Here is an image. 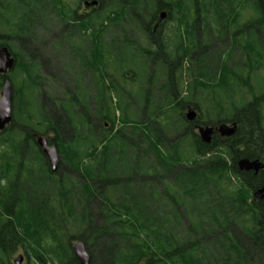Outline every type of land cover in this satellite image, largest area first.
Returning a JSON list of instances; mask_svg holds the SVG:
<instances>
[{"label": "trees", "instance_id": "1", "mask_svg": "<svg viewBox=\"0 0 264 264\" xmlns=\"http://www.w3.org/2000/svg\"><path fill=\"white\" fill-rule=\"evenodd\" d=\"M98 1L89 14H80L68 0H0V48L16 55L22 74L20 83L13 81L19 97L13 105L27 114L49 88L50 100L57 111H65L73 132L65 140L60 119L54 122L43 103L36 124L32 115L14 113L0 131V264H10L18 246L30 262L37 253L39 264H80L73 249L77 241L85 243L91 264H264V199L254 197L264 186V169L255 175L238 163L246 157L264 163V120L257 100L233 118L223 115L228 113L219 102L216 115L207 114L209 121L190 122L184 113L214 96L217 87L229 96L235 85L250 88L223 58L214 78L204 47L215 34L224 43L250 5L264 14V0ZM69 22L73 28L54 43L65 49L62 71L45 77V65L30 60L34 54L39 59V51L32 49L28 56L22 47L43 41L40 26ZM155 25L162 34L156 50L145 29ZM250 41L253 45L244 46L234 36L222 54L230 56L242 43L239 51L242 59L248 55L251 76L264 65V53ZM43 47L54 50L51 42ZM114 62L117 71L111 69ZM129 83L140 86L138 93ZM157 91L165 93L162 102L153 96ZM139 101L142 109L136 107ZM175 113H181L182 137L190 142L188 156L179 150L182 139L165 143L162 122L167 119L171 126ZM234 121L237 131L224 141L216 136L207 144L194 131L200 124ZM52 131L56 137L49 143L57 146L67 171L61 163L53 173L36 143L35 133ZM32 145L35 154L28 149ZM93 199L100 201V215L90 206Z\"/></svg>", "mask_w": 264, "mask_h": 264}, {"label": "rangeland", "instance_id": "2", "mask_svg": "<svg viewBox=\"0 0 264 264\" xmlns=\"http://www.w3.org/2000/svg\"><path fill=\"white\" fill-rule=\"evenodd\" d=\"M78 2H79V0H68V3L70 4L71 7H73V6L76 7L78 5ZM13 4L14 3H12V5ZM7 8H9V6ZM259 18H264V14L260 15L257 12H254L251 9V5H250V7H248V9L243 13L241 19L239 20V24H241V26H237V27L233 28L232 30L228 31V33L225 37L226 39H225L224 43H221V42L218 43L216 41L218 36H217V34H215L214 41L211 42V45H212L211 48L212 49H210L207 52V56H209V59H210L209 63L214 68V78H217L218 70H219V69H216V67H218L217 60H219V59L221 60L223 58V59H225L226 65L229 68H234V70L236 71V74L239 77H242L244 79L249 80L248 84H249L250 88H246V86H242L240 84L239 85L242 86V88L239 85H235L233 90H232V93H231L233 95L229 96L228 94L221 92L222 90H220L217 87V91H216V94L214 96H211V95L207 96V98L202 100L200 102L201 104L198 105L197 110H198L200 117H201L199 121H201V122L209 121V118L206 117L207 114H209V112H210L211 114L214 113L213 115H216L215 112L219 109V105L222 107H225L224 110L228 113V114H223V115H227L228 117L233 118L240 111L241 108H243L247 104L248 105L253 104L256 100H258V102L256 104L259 106L260 115H262V118L264 120V65H260L259 68L254 70L253 75L250 76L248 74L249 70H248V65H247V63H248L247 56L248 55L246 54V57L245 58L243 57L244 59H242V56H244L245 54L243 51H239L243 46L238 44V43L235 44V48H237V50L232 51V54L230 56L228 55L229 52L227 54H222L224 51H228L230 49L229 44H231L230 41L234 39L233 38L234 36H236L237 40L240 39L239 37H241V36H246V37H244V41H245L243 43L244 46H250L249 43L252 44L250 40H252V42L255 44L259 41L263 42V44H264V33H261L260 36H257L256 32L254 31L257 28H260L261 31H264V20L261 22V20ZM258 20H260V21H258ZM258 22H260V24H258ZM61 26H63V25H59L58 23H56L55 25H52L51 27H47V28H45V27L40 28L41 27L40 26L39 29L41 31H40L39 36H43L42 40L43 41L47 40V42H48L49 39L51 40V36H52L51 31H54L55 27L58 28ZM214 31H215V29L213 30V33H214ZM240 32H242V33L240 34ZM111 35L114 36L113 33ZM111 35H108V36H111ZM247 37H248V39H247ZM63 50H65V49H63ZM154 50H156V47L154 48ZM259 50H262V52L264 53V46L259 48ZM45 52H46V54L51 53L49 51V48ZM227 55L229 56L228 58H227ZM33 56L36 57L37 55L34 54ZM252 58H255V56H252ZM190 60H189V63H190ZM190 68H191V66H190ZM111 69L113 71L118 70L115 62L113 64V66L111 67ZM61 71H62V64L59 63V65L53 64L51 66L46 64L41 72H42V74H44L45 77H47V74H49V73H52V74L57 73L58 75H60ZM127 74L131 75V73H127ZM9 75L13 78L10 80L12 82V84H13V81H19L18 83H20L22 74L20 73L19 70H16V67L12 71L9 72ZM13 87H14V91H13V103H14V100L18 99L19 97L17 95L18 94L17 90H15L14 84H13ZM128 87L131 89V91H134L136 93H138V91L140 89V86H134L132 83H129ZM145 87H147V85H143V88H145ZM45 91L46 92H44V89H43L40 92V95H38V98L35 99L36 100L35 103H37V104L32 105L29 109L30 111H28L27 114L25 111L23 113L22 108L18 107V105L16 107V104L13 105V114L14 113H18V114L20 113L21 115H23V117H24V115H27V116L32 115L33 116L32 119L34 120V121H32V123L36 124L37 122L40 121L39 113L42 114V112H43L42 110H40L41 109L40 105H41V103H43L46 105L47 109L49 110V112L51 114V118L54 120V122H56V121L58 122V120L60 119L59 120L60 122H58V125H59L60 133L63 136V138L65 140L71 139L73 137V132L70 130V128L68 126H66L67 125L66 124L67 117H66L65 111H63L59 107L57 108V109H59L57 111L55 109V105L53 104L52 100H50L51 98H54L51 95V90L49 88H47ZM185 94H186V92H183V96L181 98H183ZM135 95H133V96H135ZM153 96H155V98L159 102H162V99L164 98L165 93L157 91L155 93V95L153 94ZM214 97L216 98V100H214ZM0 98H1V92H0ZM141 101L138 102V105H136V107L138 106V108H139V106H141V109H142L144 106H143V103ZM216 102H219V105ZM33 103H34V99H33ZM38 109L40 110L39 113H38ZM178 110H179V108H177V107L173 109V111H178ZM194 110H196L195 107H194ZM53 111H55L56 113ZM185 112H187V111L185 110L184 113ZM142 113L139 116V120H144V116ZM179 114H181V113H175V115L173 116L171 126H168V124L165 123V121L167 122V119H165V121H163L162 123L164 124L163 128L166 130L165 134H166L167 138L165 140V143L167 146H170L171 144L175 143L179 139H182L184 141L183 146L181 148H179V150L181 151V153L184 157V156H188L190 154V142H189L188 137H186L187 135L185 137H182L183 129H181V127L179 126V122H178L179 118H180ZM91 117H93V125L95 127H98V119L94 117V114H91ZM19 121H20V118H19ZM226 123H231V122H226ZM208 124H211V123H208ZM208 124H206V125H208ZM196 125H198V124H196ZM214 125H216V124H214ZM262 126H264V122L262 123ZM16 127H18V129H20L21 125L18 126L16 124ZM21 129H23V131H24V128H21ZM39 129L42 132L44 131V128H39ZM194 131L198 132L197 128H195ZM53 132L54 131L46 132L44 137H46L48 139L55 138L56 134ZM34 135H36V133ZM28 149H29L30 153H32V154H35L37 151V148H34L33 145H32V148L29 146ZM141 149H142V147L138 148V154L139 155L141 154ZM60 158H61V163H62V161H64V159L61 155H60ZM45 162H47L46 158H45ZM63 164L64 163H62V166H63L62 171L64 172L67 170L65 168V165H63ZM59 169H61V164H60ZM90 206H91V208L96 209V211H97L96 216H97V213H98V210L100 207L99 199H93ZM95 221L97 223H99L100 219L96 217ZM34 248L35 247L30 245V249H34ZM35 251H37V250H35ZM21 254L25 256L21 264H39L40 263V261L38 260V257H37V253H35V256H32L31 262H30L29 257L27 256L26 250L24 248H22L21 246H18L16 248V251L12 252V254L10 253V255H9L10 264H14V261Z\"/></svg>", "mask_w": 264, "mask_h": 264}, {"label": "water", "instance_id": "3", "mask_svg": "<svg viewBox=\"0 0 264 264\" xmlns=\"http://www.w3.org/2000/svg\"><path fill=\"white\" fill-rule=\"evenodd\" d=\"M98 0H92L86 2V6L98 5ZM166 13H162L161 17L165 18ZM16 66V59L12 56L10 49L6 46L0 48V75L4 77L3 87L1 90L0 98V131H3L13 121V91L14 87L12 82L8 79L7 75ZM187 118L189 121L196 119V111L193 108H189L187 112ZM218 132L221 137H232L237 131V123L232 124L222 123L216 129L214 125L200 126L198 134L201 140L210 144L213 140L214 133ZM36 142L42 149L46 156L47 162L53 173L58 172L61 164L60 153L56 145L49 144L48 138L36 135ZM239 167L242 171L254 172L257 175L262 169H264V163L260 159H250L248 157L239 160ZM254 197L257 199H264V186L257 189L254 193ZM74 253L80 264H91V254L86 248L83 241H77L74 246ZM24 259V255L14 261V264H21Z\"/></svg>", "mask_w": 264, "mask_h": 264}, {"label": "flooded vegetation", "instance_id": "4", "mask_svg": "<svg viewBox=\"0 0 264 264\" xmlns=\"http://www.w3.org/2000/svg\"><path fill=\"white\" fill-rule=\"evenodd\" d=\"M90 2V1H92V0H79V2H78V5L76 6V7H72L73 8V10H74V8H78L79 9V13L80 14H89L94 8H96V6L97 5H95V6H91V7H89V6H86V2ZM100 5V3L98 4V6ZM166 16H167V14H166ZM165 16V17H166ZM73 24H74V22H69V23H67L66 25H63V26H61V27H55V30L54 31H51V34H52V36H51V40L49 39V41L47 42V40H45V41H41V42H39L38 44H35V43H32L33 45L32 46H29V45H26V47H22V49H23V51H24V53H26L28 56H31L30 54H29V51H31L32 49H37L38 51H39V55H38V57H39V59H37V58H35V57H31V61L32 60H39L40 62V64H44V65H49V66H51V65H53V64H58L59 65V63H61L62 64V60H64V56H65V50H58V49H56L55 48V46L56 45H54V43H59L60 41H63L64 40V37H63V32L64 31H67V30H69V29H71V28H73ZM258 24H260V22H258ZM35 28H37V27H35ZM47 28V27H46ZM203 27H201L200 29H202ZM146 30H149L150 31V33H149V31H148V39L151 41V43H152V45L153 46H155V47H158L159 45H158V42H161V40H162V34L161 33H159L158 32V29H159V27L157 26V25H155V26H149V27H147V28H145ZM166 29L168 30V29H170V27H166ZM255 32H256V35L257 36H260V34L261 33H264V31H261L260 30V28H257L256 30H254ZM242 32H240V34H241ZM42 38H43V36H41ZM199 37L200 38H202V33H199ZM244 37H246V36H241V37H239L240 39H242V41H243V43L245 42L244 41ZM234 38V37H233ZM247 39H248V37H247ZM33 42V41H32ZM50 42H51V45H52V48L54 49L50 54H46V52L45 51H47V49L46 50H44V45L45 46H47V47H49V45H50ZM49 44V45H48ZM238 44H240V45H242V43H238ZM254 45H256L257 47H259V48H261L262 46H264V44H263V42H261V41H259V42H257L256 44H254ZM202 45H200L199 46V48H198V52H200V54H202ZM212 47V45H210V47H204V48H206V49H212L211 48ZM208 50V51H209ZM12 53V52H11ZM37 55V54H36ZM12 56H14L15 57V59H16V62H18V60H17V58H16V55H14V53H12ZM154 61V63H157V62H159V59L158 58H156V59H153ZM48 72V71H47ZM54 74V73H53ZM57 74V73H56ZM49 75H52V73H49ZM167 91H168V89H167ZM257 102H258V100H257ZM256 102V103H257ZM198 108H196V110H197ZM186 110V109H185ZM187 111V110H186ZM186 113V112H185ZM200 114H199V112H198V110H197V114H196V121H199L200 120ZM232 123V122H231ZM231 123H229V124H231ZM199 126H206V124H200ZM199 126H198V128H199ZM219 126V125H218ZM217 125H215V129L218 127ZM198 128H197V130H198ZM216 136H219L220 137V139L222 140V141H224L225 139H226V137H221L219 134H218V132L216 131V133H214V136H213V140H214V138L216 137Z\"/></svg>", "mask_w": 264, "mask_h": 264}]
</instances>
